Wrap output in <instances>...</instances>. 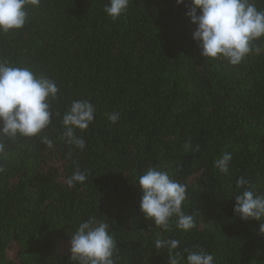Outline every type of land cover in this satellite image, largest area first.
I'll list each match as a JSON object with an SVG mask.
<instances>
[{
	"label": "trees",
	"instance_id": "16d2710c",
	"mask_svg": "<svg viewBox=\"0 0 264 264\" xmlns=\"http://www.w3.org/2000/svg\"><path fill=\"white\" fill-rule=\"evenodd\" d=\"M107 2L40 0L27 5L24 27L0 32V59L59 88L40 135L3 140L0 264H70V236L90 216L109 224L115 264H168L157 238L178 240L181 256L203 249L214 264H264L260 222L233 213L240 177L264 193V37L253 41L259 53L233 66L201 55L185 15L190 0H129L115 20ZM252 2L264 11V0ZM74 100L95 109L88 128L76 130L83 151L61 138ZM224 153L232 155L227 174L214 167ZM77 167L88 178L68 188ZM149 168L186 185L192 230L177 229L176 217L163 230L139 211L136 182Z\"/></svg>",
	"mask_w": 264,
	"mask_h": 264
},
{
	"label": "clouds",
	"instance_id": "9594fccd",
	"mask_svg": "<svg viewBox=\"0 0 264 264\" xmlns=\"http://www.w3.org/2000/svg\"><path fill=\"white\" fill-rule=\"evenodd\" d=\"M175 3L179 6L185 0H175ZM29 4L38 7L40 0H0V32L24 27ZM128 4L129 0H108L103 11L115 20L126 11ZM185 15L195 25L192 39L204 58H223L235 66L249 54L261 51L253 47V41L264 37V11L258 10L252 0H190ZM58 92L56 82L48 76H38L28 67L12 66L0 59V153L6 149L5 137L33 138L52 123L49 100L56 98ZM94 119L95 109L89 101L74 100L62 115L61 138L83 151L86 141L76 135V130H86ZM108 119L116 123L120 113H109ZM41 142L48 148L53 147V141L47 137H42ZM71 156L72 152H68L67 158ZM231 160V153H224L214 162V167L227 174ZM87 178V173L77 167L64 182L73 188L85 183ZM136 185L141 191L139 211L146 220L163 230H169L173 217H176V228L181 231L187 232L196 226L194 217L182 211L186 185L172 179L166 171L149 168L137 178ZM237 187L243 191L234 196L233 213L242 220L260 222L258 230L264 234V193H257L244 177L237 180ZM154 243L157 249H167L168 264H214L213 255L203 249L186 248L187 255L181 256L175 251L178 240L157 238ZM69 245L70 264H115L117 242L109 232V224L94 216L79 223Z\"/></svg>",
	"mask_w": 264,
	"mask_h": 264
}]
</instances>
